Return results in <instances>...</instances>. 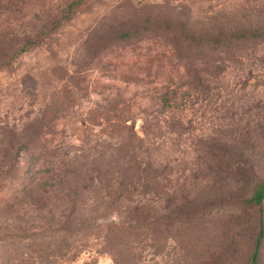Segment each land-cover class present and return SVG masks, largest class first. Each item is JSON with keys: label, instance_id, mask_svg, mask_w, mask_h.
<instances>
[{"label": "rangeland", "instance_id": "obj_1", "mask_svg": "<svg viewBox=\"0 0 264 264\" xmlns=\"http://www.w3.org/2000/svg\"><path fill=\"white\" fill-rule=\"evenodd\" d=\"M73 1L0 0V264H264V35L152 60L264 0Z\"/></svg>", "mask_w": 264, "mask_h": 264}, {"label": "trees", "instance_id": "obj_2", "mask_svg": "<svg viewBox=\"0 0 264 264\" xmlns=\"http://www.w3.org/2000/svg\"><path fill=\"white\" fill-rule=\"evenodd\" d=\"M79 0H75L69 4V9L71 8V5L74 2H77ZM166 24V23H165ZM161 24H151L148 28H145L144 30H151V29H159ZM169 25V24H168ZM154 26V27H152ZM169 27V26H164ZM135 29H126L122 30L118 33L119 37H127L130 34H135ZM264 35V30H257V29H236L230 31L228 34L223 33H217L215 35H203L200 37H192L190 35H186L185 39L188 40L187 44L183 45L180 44L178 48L174 49V52L172 51H160L154 54L153 57V63L162 62L166 57L169 55H176L177 57H185L189 56L196 59H204L205 60V66H197L191 68L190 71H188L187 77L188 84L187 89L190 90H198L202 87V85H205L208 81V76H212L214 73V77L216 76V73H219L221 70H224V65L221 60L224 57L223 54L226 50H236L237 47L242 44H245L246 41H253L260 39L261 36ZM30 42H24L21 47L25 49V47ZM220 44H223L222 48L219 46ZM235 48V49H234ZM180 52L181 55H178ZM211 57V58H209ZM159 65V64H157ZM201 91V90H200ZM174 92L169 90H163L158 95V100L160 101L161 105H165L170 99H172V96L174 97ZM128 129V128H127ZM264 199V184L260 183L258 184L252 191L251 195L244 199V202H251L256 205H260L262 200ZM263 236V228L261 227L258 231V234L255 238V242L253 245V249L251 251V254L248 258V261L246 264H256L257 262V255H258V249Z\"/></svg>", "mask_w": 264, "mask_h": 264}]
</instances>
